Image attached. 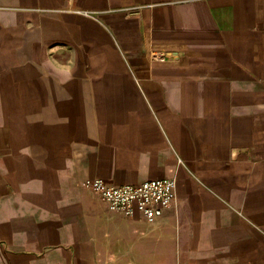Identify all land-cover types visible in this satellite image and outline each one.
I'll return each mask as SVG.
<instances>
[{"label":"crops","instance_id":"0c3cea01","mask_svg":"<svg viewBox=\"0 0 264 264\" xmlns=\"http://www.w3.org/2000/svg\"><path fill=\"white\" fill-rule=\"evenodd\" d=\"M0 264H264V0H0Z\"/></svg>","mask_w":264,"mask_h":264},{"label":"built area","instance_id":"2783aa9c","mask_svg":"<svg viewBox=\"0 0 264 264\" xmlns=\"http://www.w3.org/2000/svg\"><path fill=\"white\" fill-rule=\"evenodd\" d=\"M155 56L163 58L164 53H155ZM83 185L106 203L111 212H120L126 218L141 213L150 224H155L167 209L177 205L175 177H159L122 185H111L96 177L87 179Z\"/></svg>","mask_w":264,"mask_h":264}]
</instances>
